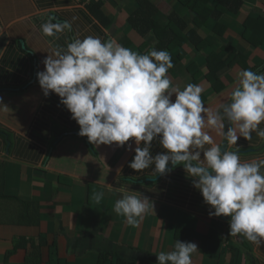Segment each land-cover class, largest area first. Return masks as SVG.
<instances>
[{
    "label": "crops",
    "instance_id": "1",
    "mask_svg": "<svg viewBox=\"0 0 264 264\" xmlns=\"http://www.w3.org/2000/svg\"><path fill=\"white\" fill-rule=\"evenodd\" d=\"M153 1L160 9L157 19L162 26L172 12L181 11L177 0ZM89 7L79 0H0V104L7 107L0 110V264H5L7 251L26 241L27 248L10 260L11 264H25L39 255L31 243L39 245L47 239L58 243L67 264H88L101 251H118L129 259L148 258L157 263L156 255L174 249V230L179 226L195 231L198 251L192 264H230L233 249L242 250V255L236 254L238 264H246L247 251L255 264H264V241L257 245L242 236H230V218H209L210 206L182 166L169 164L166 167L171 171L164 175L154 173V166L138 172L131 169L134 141L123 147L89 143L87 137L78 135L79 126L60 98L54 93L44 96L36 74L44 70L43 60L51 49L66 47L74 36L83 39L92 35L103 41L114 38L141 54L152 48L166 50L153 34L141 38L133 31L129 19L139 8L137 0H104L99 18ZM254 10L264 12V0L244 8L228 31L237 49L247 55L251 68L263 64L264 44L250 47L241 38L239 25ZM65 20L72 22L71 32L65 30L55 37L42 34V24ZM202 35L212 40V49L218 50L221 39L224 41L207 29ZM182 51L186 59L167 74L172 86L180 89L192 82V73L186 69L192 59L198 67L204 66L203 57L190 46ZM262 68L255 72L264 74ZM241 70L245 69L238 64L218 70L224 85L220 92L212 91L207 80L199 82L206 107L228 102ZM259 127L264 128V123ZM210 134L217 143L226 142L214 131ZM227 148L238 151L242 161L264 157V139L256 132L250 140L241 137L237 145ZM164 151L155 139L151 154ZM121 186L142 193L153 203L154 211L150 205L136 226L128 225L114 211L115 201L122 195L116 189ZM94 192L104 193L99 203L92 199ZM27 204L29 212L38 211L40 228L18 224ZM75 253L79 255L73 256Z\"/></svg>",
    "mask_w": 264,
    "mask_h": 264
},
{
    "label": "clouds",
    "instance_id": "2",
    "mask_svg": "<svg viewBox=\"0 0 264 264\" xmlns=\"http://www.w3.org/2000/svg\"><path fill=\"white\" fill-rule=\"evenodd\" d=\"M65 30L72 31V22L41 25L46 37ZM43 65L36 76L44 96L54 93L60 98L80 137L119 147L134 141L135 155L128 166L137 172L154 166V173L164 175L171 171L169 164L182 166L210 206L209 218L230 217V236L257 245L264 241V157L242 161L238 151H222L225 144L210 134L214 131L227 145H237L241 137L250 140L253 132L264 139V128L259 127L264 123V74L241 70L228 102L211 108L202 100L200 85L172 86L167 73L174 65L166 50L141 54L114 38L74 36L66 47H53ZM2 109L7 107L0 104ZM157 138L165 151L153 156L151 145ZM116 191L122 195L114 211L128 225H138L150 205L154 211L142 193L123 186ZM103 197V192L92 194L97 203ZM197 251L194 242L177 240L173 250L156 255L157 264H192Z\"/></svg>",
    "mask_w": 264,
    "mask_h": 264
},
{
    "label": "trees",
    "instance_id": "3",
    "mask_svg": "<svg viewBox=\"0 0 264 264\" xmlns=\"http://www.w3.org/2000/svg\"><path fill=\"white\" fill-rule=\"evenodd\" d=\"M82 4L88 3L90 11L96 17H101V9L104 0H79ZM257 0H177L176 5L180 6L181 11L172 12L168 17V22L161 25L157 19L160 15V9L157 2L153 0H137L138 10L129 19L133 31L141 38H146L149 34L163 44L166 51L171 54L172 63L175 66L179 62L186 59L185 53L182 51L184 47L190 46L192 50L199 53L198 56L203 57L204 66L198 67V64L192 59L186 69L192 73L193 84H199L202 80H207L212 84V91L220 92L224 89V85L218 76V70L225 65L234 66L238 64L245 70L255 72L259 66L264 70V62L262 65L251 68L247 64L248 57L236 47V41L233 37L228 36L230 26L235 24L242 15L244 8L250 7V4ZM185 11L188 17H183ZM239 25V24H238ZM211 31L214 37H221L224 41H220V48L212 49V40L204 37L202 31ZM241 38L250 44V47H260L264 44V12L254 10L247 16L241 26ZM131 41V40H130ZM129 41V43H131ZM228 41V42H226ZM124 46L127 44L124 42ZM142 47V46H141ZM217 66V68H215ZM173 67V68H174ZM169 69L168 73L173 70ZM205 70H207L205 72ZM167 73V74H168ZM203 77V78H202ZM30 206L27 204L24 213L18 224L25 223L27 226H36L40 228V220L38 211L29 212ZM28 221L31 223L28 224ZM195 231L183 226H179L174 230V245L177 240L182 242H195ZM39 235H43L39 233ZM44 236V235H43ZM198 240V239H197ZM32 247L39 249V255L27 260L25 264H67L68 261L62 259L58 243H50L49 239L37 243H31ZM28 243L23 241L13 246L7 251L5 264H11V257L19 251L26 249ZM45 248L49 249L46 253ZM233 259L230 264H238L236 254L242 255V250H232ZM246 264H255L250 252L244 253ZM194 254L192 255L193 259ZM93 258V257H92ZM91 258V259H92ZM94 260H89L88 264H157L148 258H126L120 252L101 251L95 255ZM13 264V263H12Z\"/></svg>",
    "mask_w": 264,
    "mask_h": 264
},
{
    "label": "water",
    "instance_id": "4",
    "mask_svg": "<svg viewBox=\"0 0 264 264\" xmlns=\"http://www.w3.org/2000/svg\"><path fill=\"white\" fill-rule=\"evenodd\" d=\"M224 144H225V146L222 147V151L224 150V148L228 147L227 142H225ZM167 168H170V167H167ZM221 218L224 219V220H228L230 217L221 216Z\"/></svg>",
    "mask_w": 264,
    "mask_h": 264
},
{
    "label": "rangeland",
    "instance_id": "5",
    "mask_svg": "<svg viewBox=\"0 0 264 264\" xmlns=\"http://www.w3.org/2000/svg\"><path fill=\"white\" fill-rule=\"evenodd\" d=\"M75 255H79V254H76V253H75L73 256H75ZM92 257L94 258V257H95V255H93ZM93 258L91 259V261H92V260H94Z\"/></svg>",
    "mask_w": 264,
    "mask_h": 264
}]
</instances>
